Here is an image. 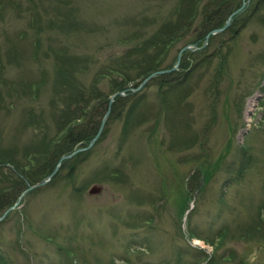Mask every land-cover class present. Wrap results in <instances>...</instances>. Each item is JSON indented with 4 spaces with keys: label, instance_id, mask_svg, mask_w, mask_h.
I'll list each match as a JSON object with an SVG mask.
<instances>
[{
    "label": "rangeland",
    "instance_id": "374dc122",
    "mask_svg": "<svg viewBox=\"0 0 264 264\" xmlns=\"http://www.w3.org/2000/svg\"><path fill=\"white\" fill-rule=\"evenodd\" d=\"M246 1L229 25L245 9L250 23L192 71L166 109L153 77L109 96L108 110L120 92H133L132 121L127 106L118 118L107 110L54 181L19 196L0 222L5 264H264V9ZM177 6L0 0V162L18 174L41 162L44 143L51 152L59 142L67 97L107 92L95 71L177 17ZM194 36L171 47L164 64L183 47L182 55L196 50L186 44Z\"/></svg>",
    "mask_w": 264,
    "mask_h": 264
},
{
    "label": "trees",
    "instance_id": "16d2710c",
    "mask_svg": "<svg viewBox=\"0 0 264 264\" xmlns=\"http://www.w3.org/2000/svg\"><path fill=\"white\" fill-rule=\"evenodd\" d=\"M239 6V0H178L177 17H172L174 14H171L165 22L162 21L157 26L153 34L148 35L144 39H139L128 50L118 56L110 57V60L108 59L107 62L103 63L95 71V75L98 83L102 79H106L108 91L100 93L96 88L91 90V93H88L85 99V92L71 94L67 97L68 99L72 98L70 99L71 101L69 104L66 101V105L60 111V117L56 116V124H59L60 130L58 135V137L60 136L59 142L49 152L50 143L45 144V142L43 145L42 139L40 140L39 147L43 145L42 154L46 156L41 162H36L34 161L36 159L33 158V162L29 161L31 166L23 174H18L0 162V182L11 184L10 187L0 190V217L6 210L14 206L19 196L26 192L29 186L47 179L61 157L72 154L80 146L84 145L86 140L90 142V139L99 130L100 122L98 117L102 118L108 110L109 96L116 91L126 89L129 87V83L135 81L133 86L137 87L147 75L154 71L170 68L173 64L171 66L164 64L169 50L179 43L180 39L191 35L193 31H195V36L187 40L186 44H196V46L201 47L205 41L206 34L222 27L226 18ZM257 6L260 9H264V0H255L251 10L253 11ZM246 10L232 17L231 27L229 25L224 31L210 35L206 46L197 48L194 51H185L179 62L178 69L157 74L151 79L150 83L160 86L158 87L159 94L157 93L160 107L166 109L171 93L179 89L178 86L187 80L192 71L207 57H218L221 54V50L233 41L239 32L250 23L252 19L246 16ZM259 17L257 18L258 22L264 24V16ZM73 61L74 63L69 65H73L70 68L73 69L70 71L72 75H75L79 71L78 65H75L77 62H75L74 58ZM80 71L83 72L82 67ZM132 93V91H128L124 96L118 95L114 97V101L108 110L110 117L118 118L125 106H127L125 120L130 121L135 116L136 100L133 101ZM0 97H2V92H0ZM80 106L82 107L80 108ZM241 151L245 152V150ZM72 161L73 158L65 160L62 165H70ZM243 164L245 163L241 162L237 173H241L245 166ZM3 169H6L7 172L4 173ZM58 174H55L51 182L56 179ZM192 178L194 179V177ZM198 187V181L194 182L193 186L187 189L189 190L187 193H192V191L194 193ZM0 246H2L1 240ZM2 254L4 253L0 250V264H5L6 258Z\"/></svg>",
    "mask_w": 264,
    "mask_h": 264
},
{
    "label": "water",
    "instance_id": "95a60500",
    "mask_svg": "<svg viewBox=\"0 0 264 264\" xmlns=\"http://www.w3.org/2000/svg\"><path fill=\"white\" fill-rule=\"evenodd\" d=\"M247 1H248V0H247ZM247 1H246V2H247ZM246 2H245V3H246ZM245 3L243 2V6H242L243 8H244ZM236 12H237V11L233 12L232 14H234V13H236ZM232 14H231V15H232ZM230 19H231V16L228 17V19L225 21L223 27H221V28H219V29H216V30H213V31H211L209 34H213V33H215V32L221 31V30H223L224 28H226V27L229 25V23H230ZM207 38H208V35L206 36L205 42L207 41ZM186 48H187V47H183L182 49H180V51H179V53H178V55H177L176 65H174L173 67H171L169 70H158V71H155V72L149 74V75H148V76H147V77L141 82L140 86H142L143 83H145L148 79H150L151 77H153L155 74L163 73V72H166V71H170V70L175 69L176 66H177V64H178V62H179V60H180V58H181L182 52H183ZM140 86H139V87H140ZM128 90H130V88H128ZM120 93L122 94V92H120ZM106 114H107V113H106ZM103 122H104V120H102V124H103ZM66 158H69V156H64V157H62V158L60 159V161L63 160V159H66ZM58 167H59V164L54 168V170L52 171V174L49 176V179L55 174V172H56V170L58 169ZM47 181H48V180H43V181H41L40 183L36 184L35 186L30 187L29 190L34 189V188H36V187H38V186H40V185H43V184H45Z\"/></svg>",
    "mask_w": 264,
    "mask_h": 264
},
{
    "label": "bare ground",
    "instance_id": "6f19581e",
    "mask_svg": "<svg viewBox=\"0 0 264 264\" xmlns=\"http://www.w3.org/2000/svg\"><path fill=\"white\" fill-rule=\"evenodd\" d=\"M228 26H229V25H228ZM228 26H227V27H228ZM227 27H226V28H227ZM42 181H43V180H42ZM26 192H27V191H26ZM24 193H25V192H24ZM22 195H23V193L20 195V197H21ZM20 197H19V199H18L17 201H20Z\"/></svg>",
    "mask_w": 264,
    "mask_h": 264
}]
</instances>
